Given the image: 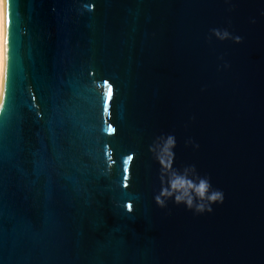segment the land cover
<instances>
[{
	"label": "water",
	"instance_id": "water-1",
	"mask_svg": "<svg viewBox=\"0 0 264 264\" xmlns=\"http://www.w3.org/2000/svg\"><path fill=\"white\" fill-rule=\"evenodd\" d=\"M0 28V264H264V0H5ZM161 134L223 203L157 204Z\"/></svg>",
	"mask_w": 264,
	"mask_h": 264
},
{
	"label": "clouds",
	"instance_id": "clouds-1",
	"mask_svg": "<svg viewBox=\"0 0 264 264\" xmlns=\"http://www.w3.org/2000/svg\"><path fill=\"white\" fill-rule=\"evenodd\" d=\"M4 12L5 0H0V20H2ZM210 33L211 36L220 41L232 40L235 43H240L242 40L241 36L233 35L227 29L212 28ZM4 42L2 28H0V77L3 73ZM186 143H191V141H186ZM175 146L176 140L172 134H161L149 146V150L163 165L161 169L162 190L155 196L157 204L165 207L167 201L172 200L173 203L183 204L195 213L211 212L213 204L223 203V191L213 188L210 178L206 175H200L195 171L194 166H192L191 173L188 169L183 171L172 169ZM194 147H198V145H194ZM165 156L167 163H165Z\"/></svg>",
	"mask_w": 264,
	"mask_h": 264
},
{
	"label": "snow or ice",
	"instance_id": "snow-or-ice-1",
	"mask_svg": "<svg viewBox=\"0 0 264 264\" xmlns=\"http://www.w3.org/2000/svg\"><path fill=\"white\" fill-rule=\"evenodd\" d=\"M9 27L11 26V16L9 15L8 19ZM5 48H4V65H3V73L2 77H0V131H2L6 115H5V109H6V101L5 96L8 94L9 91V37L6 34L5 36ZM110 94H112V90L110 89ZM109 132H113L114 129L112 127H109ZM129 160L133 159L131 156L128 157ZM130 207V206H129Z\"/></svg>",
	"mask_w": 264,
	"mask_h": 264
}]
</instances>
